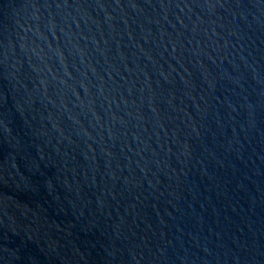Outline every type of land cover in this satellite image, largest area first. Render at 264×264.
<instances>
[{"label":"water","instance_id":"1","mask_svg":"<svg viewBox=\"0 0 264 264\" xmlns=\"http://www.w3.org/2000/svg\"><path fill=\"white\" fill-rule=\"evenodd\" d=\"M0 264H264V0H0Z\"/></svg>","mask_w":264,"mask_h":264}]
</instances>
